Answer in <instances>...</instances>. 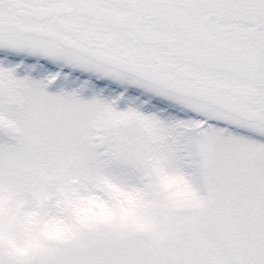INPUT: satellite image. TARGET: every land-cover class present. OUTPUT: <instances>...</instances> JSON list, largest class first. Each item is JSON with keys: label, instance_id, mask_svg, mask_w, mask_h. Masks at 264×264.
Wrapping results in <instances>:
<instances>
[{"label": "snow or ice", "instance_id": "snow-or-ice-1", "mask_svg": "<svg viewBox=\"0 0 264 264\" xmlns=\"http://www.w3.org/2000/svg\"><path fill=\"white\" fill-rule=\"evenodd\" d=\"M0 264H264V0H0Z\"/></svg>", "mask_w": 264, "mask_h": 264}]
</instances>
